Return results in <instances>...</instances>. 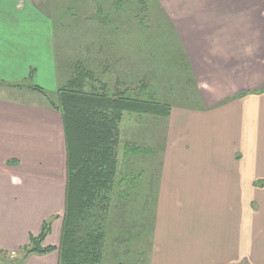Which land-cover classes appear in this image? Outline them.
Wrapping results in <instances>:
<instances>
[{
  "label": "crops",
  "instance_id": "0c3cea01",
  "mask_svg": "<svg viewBox=\"0 0 264 264\" xmlns=\"http://www.w3.org/2000/svg\"><path fill=\"white\" fill-rule=\"evenodd\" d=\"M153 3L191 106L171 112L172 132L183 123L185 139L163 164L150 264H264V0ZM60 8L57 0H0V85L29 90V78L44 90L49 78L63 86ZM66 182L61 114L0 95V253L21 252L64 215ZM53 223L44 247L60 244L63 221ZM22 264H59V253Z\"/></svg>",
  "mask_w": 264,
  "mask_h": 264
},
{
  "label": "rangeland",
  "instance_id": "374dc122",
  "mask_svg": "<svg viewBox=\"0 0 264 264\" xmlns=\"http://www.w3.org/2000/svg\"><path fill=\"white\" fill-rule=\"evenodd\" d=\"M57 1L62 6L60 25L54 29L59 83L65 85L76 76L78 66H83L91 74L85 80V92L104 87L113 97L128 90L134 99L169 104L174 114L191 106L186 88L171 67L174 50L168 26L149 10L154 0ZM46 63L43 59L42 65ZM26 83L34 85L29 78ZM43 85L46 93L25 88L13 91L0 85V95L55 110L45 94H52L50 100L55 101L57 90L49 78ZM178 124V131L172 132L171 116L158 119L128 113L117 123L118 174L111 211L103 220L107 236L100 264H150L163 164L184 144L183 123ZM59 217L47 222L61 223L63 214ZM23 256L24 252L0 253L5 259H0L1 264H22Z\"/></svg>",
  "mask_w": 264,
  "mask_h": 264
},
{
  "label": "trees",
  "instance_id": "16d2710c",
  "mask_svg": "<svg viewBox=\"0 0 264 264\" xmlns=\"http://www.w3.org/2000/svg\"><path fill=\"white\" fill-rule=\"evenodd\" d=\"M75 73L54 94L55 101L50 100L52 94H45L61 114L66 141L67 182L60 244L44 247L51 227L45 222L41 234L31 237L29 246L21 250L23 262L32 254L56 250L59 264H100L107 236L103 220L111 211L118 174L117 123L124 113L158 119L171 116L169 104L134 99L128 90L113 97L104 87L102 91L85 92V80L91 74L83 66H78ZM28 89L46 93L36 86Z\"/></svg>",
  "mask_w": 264,
  "mask_h": 264
}]
</instances>
